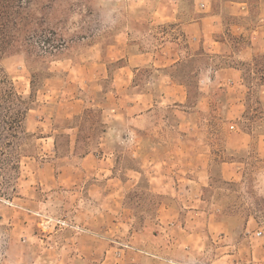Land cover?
Listing matches in <instances>:
<instances>
[{
  "label": "rangeland",
  "instance_id": "374dc122",
  "mask_svg": "<svg viewBox=\"0 0 264 264\" xmlns=\"http://www.w3.org/2000/svg\"><path fill=\"white\" fill-rule=\"evenodd\" d=\"M207 1L208 6L203 7V0H58L49 23L50 26L59 23L58 35L47 33L44 38L48 41L42 44L49 46L50 50L44 52L43 49L33 48L28 53L30 55L24 51L7 54L1 63V75L7 74L19 94L28 97L34 89L35 101H30V106L31 109H38L47 101L57 105L60 102L67 104L82 84L84 91L90 95L87 98H93L89 90L95 94L100 80L107 91L115 87V71L121 62L109 64V71L106 72L104 65L99 61L96 64L93 57L99 53L108 56L115 44L125 47L127 42L131 51H154L158 54L159 63L169 62L171 57L179 58L181 65L169 71L187 85L189 102L186 107L175 104L157 106L146 112L150 121L137 130L141 136L138 141L133 138L124 142L116 138L113 143L118 147L117 152L125 165L133 164L131 151L136 145L143 153L141 159H145L139 186L125 193L127 207L135 215L133 227L136 230L158 228L159 209L163 205L186 208L183 204L186 201L174 198L170 194L172 189L164 188L162 184L173 182L169 175L174 173V168H179L176 169L179 170L177 174L194 177L201 170L187 171V165L185 168L180 166L187 162L194 166L209 162L207 184L203 188L194 187L189 195L192 200L202 199L192 205L196 204L197 209L203 210V222L198 227L203 232V249H196L195 264H264V86L254 80L252 88H249V81L243 75L246 67L242 64L264 53V0ZM112 2L119 9L118 22L112 28L104 26L101 29L97 4L107 9ZM204 17L209 21L202 28L190 27L191 23ZM60 39L65 40L60 42ZM50 44L57 48L53 49ZM212 49L219 51H210ZM76 66L79 69H74ZM225 67L239 69L241 80L228 82L227 72L218 71ZM202 72L206 79L203 81V93ZM157 76L155 69L143 68L137 73L133 87L149 89L152 84L160 95L163 83ZM209 77H212V83ZM229 77L233 78V75ZM103 99L100 94L98 100ZM2 104L0 264H44L41 260L37 263L35 258L50 256V253L38 248L34 238L31 247H25L21 241L22 225L13 224L14 218H24V211L20 210L22 213L12 217L15 208L5 201L23 202L18 198L21 196V185L26 180L37 179L39 166L48 159L44 152L47 143L39 140L43 136L39 131L29 136L21 127L13 128L16 114L12 113V108L18 111L24 108L22 105L6 101ZM103 114V109L96 107L87 109L77 119L81 125V148L87 149L99 141L105 126ZM180 120H185L186 124ZM189 132L193 134V139L197 138L192 144L196 148L203 146L206 150L198 159L181 153V136ZM59 144L63 151L67 147L66 137L59 138ZM166 152L174 156L162 165ZM32 184L38 191L42 189L36 181ZM46 194L51 196V200L44 214L66 220L69 226L62 228H72L73 215L77 213L74 194L62 188H55ZM182 220L185 225L184 217ZM177 224L178 227L183 226L180 220ZM58 229L51 227L46 233L48 240L52 237L50 242L54 243ZM259 232L262 234L259 235ZM118 234L114 238L122 236ZM153 240H156L153 236L147 238L146 249L150 251L160 245L164 248L163 258L145 256L135 264H174L170 259L179 264L188 261L186 247L169 249L166 238L160 239L157 244Z\"/></svg>",
  "mask_w": 264,
  "mask_h": 264
},
{
  "label": "crops",
  "instance_id": "0c3cea01",
  "mask_svg": "<svg viewBox=\"0 0 264 264\" xmlns=\"http://www.w3.org/2000/svg\"><path fill=\"white\" fill-rule=\"evenodd\" d=\"M202 6H208V1L203 0ZM207 21L209 20L206 17L201 18L191 23L190 27L193 29L202 28ZM114 49L106 57L102 53L95 54L93 57L96 64L99 61L101 65H104L106 72L109 71V64L121 62L115 71V83L113 84L115 87L113 86L107 91L100 80L95 94L89 90L93 95V98H89L90 95L84 91L85 87L82 84L79 86V92L69 99L67 104L63 105L60 102L57 105L47 101L38 109L30 110L32 112L28 114L26 129L29 133L37 131L42 133L43 136H40L39 140H44L47 143L44 152L48 159L39 166L36 180H26L21 185V196L18 198L23 202L17 204L14 201H11L12 203L5 201L9 206L15 208L13 211L15 214L12 217H15L18 212L22 213L20 210L24 211V218L20 220L14 218L13 224L15 226L22 225L23 240L21 239V241L25 247L29 246L28 248H30L34 238L38 243V248H43L50 253V256L35 258L37 263L41 260L44 264L52 262L56 264H135L145 256L162 259L164 248H161L160 245L155 246V249L153 247L150 250L152 252L146 249L147 238L153 236L156 239L153 240L156 244L160 239L166 238L169 249L186 247L187 255L189 254L186 264H195L197 261L194 256L197 252L196 249L199 251L203 249V232L202 229H198L203 222V210L197 209L196 204L192 205L194 201H202V199L192 200L189 195L196 186L203 188V185L207 184L206 170H208L209 162H201L203 166H194L189 162L180 166L185 168L187 165V171L201 170V172H197L198 176L194 177L177 174L179 170L176 169L179 168L172 169L174 173L169 176H172L173 182L166 181L162 186L171 188L170 194L174 198L181 199L182 202L186 201L183 203L186 208H179L171 204L163 205L159 209L161 214H159L160 222L156 224L158 228L147 230L144 227L143 230H136L133 227L135 215L127 207L125 193L129 189L139 186L143 177L145 159L144 157L141 159L143 153L136 145L131 151L133 164L125 165L117 152L118 147L113 144L116 138H120L124 142L133 138L138 141L141 136L137 134V130L142 129L150 121L145 114L151 109L174 104L186 107L189 102L188 88L177 81L169 71L179 62V58L171 57L169 62L159 63L156 52L131 51L127 42H125V47L122 44H115ZM210 51L218 52L219 50L212 49ZM147 67L155 69L158 73L157 79L163 83L160 86V95L152 84L149 89L136 85L133 87L137 73ZM74 69H79V67L76 66ZM230 70L235 72H230ZM218 71L232 73L225 74L230 83L232 80L234 82V79L240 81L242 77L239 69L234 67H225ZM200 75L203 93L205 90L203 81L206 79L203 78V72ZM230 75H233V78L229 77ZM76 78L82 80L81 77L76 76ZM209 80L212 83V77H209ZM240 86L243 87V84ZM100 94L104 96L102 101L98 100ZM112 98L115 100L112 101ZM200 102L202 104L203 100ZM238 103L241 106L243 104L241 100ZM96 107L102 108L105 112V115L103 114L104 130L96 144L83 149L80 147L79 141L81 125L77 123V119L87 109ZM184 121L180 120L181 123ZM187 125L190 124L187 123ZM191 135L193 134L190 132L182 134L181 153L198 159V156H203L206 150L203 146L196 148L192 141L195 143L194 140L197 138L193 139ZM61 137L67 139V147L63 151L59 144ZM207 151L210 152V150ZM173 156L171 152H166L161 164L165 165L168 162L167 159H172ZM171 165L174 167L173 161ZM35 181L39 188L42 187L40 191L33 187L32 183ZM55 188L66 189L71 195L74 194L75 201H77L75 206L77 213L73 215L72 228L58 229L53 243L50 242L52 237H49L48 240L46 234L48 231L44 232V225L46 218L54 217L44 214L46 212L44 210L51 200V196L49 195V197L46 192ZM187 204L190 205L187 206ZM127 215L129 221H125ZM182 216L186 221L185 225ZM179 220L183 224L181 227H178L177 224ZM120 226L125 229H120ZM118 233H121L122 236L114 238L119 235ZM169 261L179 264L173 259Z\"/></svg>",
  "mask_w": 264,
  "mask_h": 264
},
{
  "label": "trees",
  "instance_id": "16d2710c",
  "mask_svg": "<svg viewBox=\"0 0 264 264\" xmlns=\"http://www.w3.org/2000/svg\"><path fill=\"white\" fill-rule=\"evenodd\" d=\"M57 2L58 0H0V106L6 101L14 103V105L18 103L24 107L18 111H14L12 108V113L16 114L13 128L21 127L23 132L29 136L32 134L24 128L27 114L32 108L30 101H35L34 89L28 97L15 91L7 74L1 75V63L7 54L17 51H24L28 54L33 48L43 49L44 52L50 50L49 46L42 44L48 41L44 38L47 33L58 35L57 25L59 23L52 26L49 24ZM64 40L60 39V42H64ZM50 45L53 49L57 48L55 45ZM28 55L27 59L30 60ZM242 64L246 67L243 70V75L249 81L247 83L249 88H252L254 80L260 86H264V53L257 54L251 62H242ZM180 65L181 62H178L173 68H178ZM172 76L180 83L185 84L176 74H172Z\"/></svg>",
  "mask_w": 264,
  "mask_h": 264
},
{
  "label": "clouds",
  "instance_id": "9594fccd",
  "mask_svg": "<svg viewBox=\"0 0 264 264\" xmlns=\"http://www.w3.org/2000/svg\"><path fill=\"white\" fill-rule=\"evenodd\" d=\"M97 8L100 11L101 29H103L104 26H108V28H112L113 26L116 25L119 17V9L113 2L107 9L103 8L98 4H97Z\"/></svg>",
  "mask_w": 264,
  "mask_h": 264
},
{
  "label": "built area",
  "instance_id": "2783aa9c",
  "mask_svg": "<svg viewBox=\"0 0 264 264\" xmlns=\"http://www.w3.org/2000/svg\"><path fill=\"white\" fill-rule=\"evenodd\" d=\"M9 203H12L10 200H6ZM45 229L44 232H47L51 227L57 229V228H62L63 226H69V224H67L66 220H62V219H56V218H46L45 219ZM259 235H261L262 233L259 232Z\"/></svg>",
  "mask_w": 264,
  "mask_h": 264
}]
</instances>
